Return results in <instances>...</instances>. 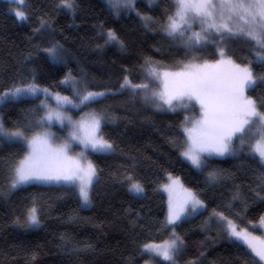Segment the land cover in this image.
Here are the masks:
<instances>
[{"label": "snow or ice", "instance_id": "1", "mask_svg": "<svg viewBox=\"0 0 264 264\" xmlns=\"http://www.w3.org/2000/svg\"><path fill=\"white\" fill-rule=\"evenodd\" d=\"M4 3L6 13L28 26L31 34L27 50L17 53L11 63L0 60V106L38 103L23 109L22 118L11 127L0 118V152L4 147L15 149L0 155V199H10L30 186L70 188L80 208H88L100 172L89 155L117 154L115 140L103 132L120 119L112 111L113 104H139L155 113L177 116L183 113L173 134L160 135L182 162L203 177L204 188L187 187L181 176L160 165L165 182L153 190L167 193L163 220L127 208L124 216L129 231L123 249H100L96 242L77 239L70 232L59 234L57 248L69 258L67 264H101L88 258L106 252L114 257L119 254L115 264H138L139 260L143 264H181L182 260L183 264H264V235L254 234L257 229L264 232V213L258 219L247 218L253 207L264 205V0H104L109 17L131 19L134 15L136 30L166 42L152 45L155 56L162 59L141 55L138 64L121 65L115 80L104 83L90 78L82 67L75 75L68 68L59 79L54 78L62 70L58 66L67 68L76 59L56 39L64 29L55 26V17L67 13L74 19L81 9L79 0ZM105 25L106 21H100L96 26L95 39L102 43L94 45L95 51L115 47L127 52L129 38ZM37 58L47 65L44 74L53 77L51 83L39 82L43 69L32 66ZM109 98L113 103H102ZM144 119L152 121L151 116ZM56 126L62 136L52 130ZM120 155L130 163L117 166L112 177L128 193L144 197L147 182L138 172L142 161L123 150ZM144 159L155 164L149 157ZM215 159L238 163L230 171L212 165ZM207 191L212 192V199L217 195L220 199L210 211L202 198ZM41 196L32 193L22 198L18 212L13 210L11 225L25 231L42 227L51 205L46 206ZM205 211L208 216L197 227L202 233L215 229V234L205 235L196 255L183 259L189 245L176 229ZM81 219L90 221L73 210L66 223L77 224ZM154 234L166 238L157 241ZM219 241L235 252L209 259V247ZM13 251L23 254L24 264H38L39 253L23 245L0 249V264H16Z\"/></svg>", "mask_w": 264, "mask_h": 264}, {"label": "trees", "instance_id": "2", "mask_svg": "<svg viewBox=\"0 0 264 264\" xmlns=\"http://www.w3.org/2000/svg\"><path fill=\"white\" fill-rule=\"evenodd\" d=\"M29 2L35 4L36 0H29ZM79 2L81 9L74 19L71 14L67 13H59L55 17V26L58 29H64L62 35L57 33L56 39H59L76 57L67 65V68L58 66L62 70L59 71V75L54 77L55 79H59L60 75H63V72L67 71L68 68L73 69L75 75L78 67H82L87 71L89 77H94L97 82L104 83L109 79L114 81L119 75L121 65L131 67L138 64L141 55L155 56L152 45L157 44L159 46L157 42L161 41V37H153L151 34H144L142 30H136L138 21L134 15L131 19L125 17L116 19L108 16L102 0H79ZM163 6L161 5V7ZM6 7L4 3L0 2V60L11 63L17 53L21 50H27V37L31 32L28 26L19 24L11 15L7 14ZM138 7L142 11H147L143 4L138 5ZM153 15L159 14L153 13ZM100 21H106V27L115 28L122 36L129 38L130 43L127 52L121 53L115 47L106 48L102 52L95 51L94 45L102 43V41L95 39L96 33L99 31L96 26ZM237 54L244 55L245 53L238 52ZM155 58L162 59L163 57L155 56ZM37 65L43 69L39 73V82L51 83L53 77L45 76L47 65L44 64L42 58H37L32 66ZM133 78L135 81L136 77ZM2 80L3 78H0V81ZM0 91H3L2 86H0ZM61 91L63 90L61 89ZM65 94L71 95L70 92H65ZM125 98L117 97L115 99L122 100ZM35 103L38 101L4 104L0 106V118L4 120L6 127H11L13 122L22 118V110ZM102 103H113V99L109 98ZM112 111L120 119L114 124L109 123L104 127L103 132L115 140L118 145L117 154L89 155V158L100 169L99 182L93 188L92 205L87 209L80 208L73 189L41 186H30L14 193L10 199H0V249L7 251L12 245H23L39 253L38 264H67L69 258L57 248L58 236L62 232H70L77 239H90L96 242L100 249H123L127 243V232L129 231L124 216L125 209L131 208L140 211L142 215L150 217L152 220L164 219L166 198L160 190H153L157 184L165 182L163 173L159 172L158 166L163 165L167 171L181 176L187 187L204 188L203 177L195 173L186 162H182L176 151L170 149L160 135V132H164L166 135L173 134L175 125L182 119L183 113L179 116L170 113H155L144 109L139 104L134 107L132 105L122 107L113 104ZM195 113L198 114V109H195ZM145 116H151L152 121H146ZM153 122L155 126H153ZM169 125H172L171 129ZM121 150L129 155H136L138 160L142 161L138 172L147 182L144 197H135L128 193L126 186L118 183L112 177V173L117 171V166L130 163L121 157ZM9 151H15V149L4 147L0 155ZM145 157L151 158L155 164H151L149 160L144 159ZM210 163L220 168L235 171L233 165L237 164L238 161L215 159ZM196 181H200V183H196ZM236 182L239 183L240 181L237 180ZM220 190L222 189L216 191ZM32 193L42 194L41 199L46 206L51 205V209L44 217L43 226L39 229L29 231L17 229L10 223L13 210L18 212L19 205L23 202L22 198L28 197ZM211 197V191H207L202 196L208 203L209 211L220 203L218 195L215 199ZM73 210L79 217L90 218V221L81 219L77 224L66 223V217L72 214ZM260 213H264V205L253 207L247 218L258 219ZM207 216L208 211H205L202 215L196 216L176 229L184 236L189 245L188 252L183 259H190L196 255L198 242L203 241L205 235L215 234V229L212 233H202L197 227ZM96 225L100 227L97 228ZM141 238L145 237L142 236ZM153 238L159 241L166 237L154 234ZM227 251L235 252V249L228 248L227 244L219 241L214 247H209V259L218 254H225ZM22 255H17L15 251L11 252V256L16 257V264H24ZM88 259H98L101 264H115L116 260L119 259V254L117 253L114 257L112 253L106 252L101 257H89ZM138 264H143V260H139ZM181 264H183V260Z\"/></svg>", "mask_w": 264, "mask_h": 264}, {"label": "rangeland", "instance_id": "3", "mask_svg": "<svg viewBox=\"0 0 264 264\" xmlns=\"http://www.w3.org/2000/svg\"><path fill=\"white\" fill-rule=\"evenodd\" d=\"M103 2H104V0H102ZM0 2L1 3H4V0H0ZM4 5L5 6H7L5 3H4ZM7 8V7H6ZM19 24H21V23H19ZM95 107V106H94ZM198 109V108H197ZM74 116H78L79 115V113L77 112V113H74L73 114ZM54 132H57V133H59V127L58 126H56V127H53V129H52ZM61 136L63 135L62 133H59ZM57 142H59V141H57ZM75 151H79V148H77V149H75ZM160 192H162L163 194H164V196H165V198H166V212H167V199H168V196H167V193L166 192H164L162 189H160ZM89 208V207H88ZM84 209H87V208H84ZM249 231H253V229H249ZM254 234L255 235H257V236H261V235H264V232H262L261 230H259V229H257V230H255L254 231ZM148 257H146V259H147ZM258 259V258H257Z\"/></svg>", "mask_w": 264, "mask_h": 264}]
</instances>
